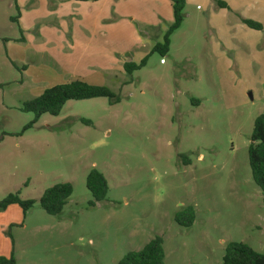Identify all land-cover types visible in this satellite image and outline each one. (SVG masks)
I'll return each instance as SVG.
<instances>
[{
  "label": "rangeland",
  "instance_id": "rangeland-1",
  "mask_svg": "<svg viewBox=\"0 0 264 264\" xmlns=\"http://www.w3.org/2000/svg\"><path fill=\"white\" fill-rule=\"evenodd\" d=\"M252 2L190 0L169 53L128 74L126 63L163 42L167 0H0V201H36L26 217L19 206L0 212V256L118 264L156 236L165 264H223L230 242L264 253L263 195L248 154L264 114V23L252 17L264 11ZM72 79L120 102L71 100L24 131L35 119L24 103ZM94 169L109 192L91 207ZM62 183L73 194L51 216L40 199ZM189 206L196 218L183 227L175 216Z\"/></svg>",
  "mask_w": 264,
  "mask_h": 264
},
{
  "label": "trees",
  "instance_id": "trees-1",
  "mask_svg": "<svg viewBox=\"0 0 264 264\" xmlns=\"http://www.w3.org/2000/svg\"><path fill=\"white\" fill-rule=\"evenodd\" d=\"M76 2H98L101 0H74ZM173 8L174 21L164 35L163 42L157 43L151 53L140 63H126L124 69L128 74L141 70L147 65L149 57L157 53L165 57L170 51L171 37L175 31L181 28L184 22V10L187 0H170ZM14 18V22L19 18ZM250 28L262 29V25L252 20L243 19ZM94 98H108L111 105L120 102V98L106 87L92 86L77 79L64 84H59L45 90L42 96L24 103L23 111L33 113L35 119L24 129L31 128L41 116L49 114L59 116L68 101L89 100ZM86 124H92L89 120H83ZM249 163L255 184L261 189L264 203V114L259 115L254 123L251 142L249 146ZM87 189L92 195L90 206L95 207L99 202L106 200L109 192V184L105 176L98 170H92L86 182ZM73 194L71 183L57 184L47 189L40 199V204L45 212L51 216L61 214ZM35 200H23L19 193L9 194L0 201V212L6 211L11 206H19L26 217L28 211L35 205ZM196 212L193 206L175 216V221L183 227H191L195 221ZM166 254L163 246V238L156 236L142 250L127 253L118 264H165ZM0 264H16L13 255L0 256ZM223 264H264V253L254 250L247 244L230 242L226 246Z\"/></svg>",
  "mask_w": 264,
  "mask_h": 264
},
{
  "label": "crops",
  "instance_id": "crops-1",
  "mask_svg": "<svg viewBox=\"0 0 264 264\" xmlns=\"http://www.w3.org/2000/svg\"><path fill=\"white\" fill-rule=\"evenodd\" d=\"M105 1L106 0H101V1H98V2H78V3H93V4H96V3H105ZM189 1L190 0H187V4L189 3ZM192 1H194V0H192ZM252 1H254V2H252V3H254V6H258V5H260V11H264V0H252ZM63 2H76V1H74V0H63ZM167 4H169L170 5V7L172 8V3H171V1L170 0H167ZM186 4V5H187ZM253 6V7H254ZM235 7H236V9L237 10H240L241 9V7L239 6V3L238 2H236L235 3ZM172 12H173V8H172ZM250 15V14H249ZM252 17H256V18H258L259 19V21H263V23H264V20H262L261 19V17H257V16H255V15H253ZM19 18H20V15H19ZM18 18V19H19ZM263 18H264V14H263ZM257 19V20H258ZM173 21H174V16H173ZM73 80H77V79H72L71 81H73ZM81 80V79H80ZM70 82V81H69ZM1 230H2V228H1ZM7 256V255H6Z\"/></svg>",
  "mask_w": 264,
  "mask_h": 264
}]
</instances>
